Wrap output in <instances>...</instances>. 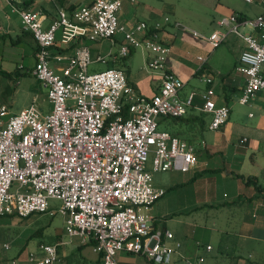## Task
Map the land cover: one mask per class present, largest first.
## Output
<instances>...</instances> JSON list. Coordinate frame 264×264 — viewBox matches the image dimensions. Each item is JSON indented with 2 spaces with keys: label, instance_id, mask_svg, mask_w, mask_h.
I'll list each match as a JSON object with an SVG mask.
<instances>
[{
  "label": "built area",
  "instance_id": "2783aa9c",
  "mask_svg": "<svg viewBox=\"0 0 264 264\" xmlns=\"http://www.w3.org/2000/svg\"><path fill=\"white\" fill-rule=\"evenodd\" d=\"M17 1L7 0L37 44L33 74L46 89L52 110L42 114L32 104L6 119L8 108H0V216L53 215L50 201H59L65 234L83 244L94 242L103 264H116L120 251L142 255L153 264H168L180 243L169 245L173 234L153 231L150 226L151 209L165 190L155 188L147 163L153 155V172H188L196 166L194 147L159 130L158 124L160 118L185 116L196 92L180 99L185 84L167 71L170 47L157 34L138 41L126 33L128 44L120 49L123 57L130 47L148 51L147 68L162 75L161 87L151 98L137 95L120 69L89 73L93 60L87 47L67 58L62 75L52 69L50 49L57 43L58 32V44L64 48L80 38L111 40L123 30L117 21L123 0H95L70 13L60 9L48 29H44L41 13L23 10ZM219 24L225 30L204 39L213 48L229 34L243 41L245 48L235 70L245 76L239 102L248 104L264 92V16L232 14ZM145 29V23L136 25L137 31ZM55 59L61 61L65 56L59 54ZM198 60L201 80L211 85L213 76L203 68L205 59ZM95 61L106 63L101 56ZM214 95L209 88L200 96L201 111L212 116L209 129L215 131L228 121L230 108L217 106ZM28 261L61 264L57 245L49 244L41 245L39 256L31 254ZM203 262L199 257L186 264Z\"/></svg>",
  "mask_w": 264,
  "mask_h": 264
},
{
  "label": "crops",
  "instance_id": "0c3cea01",
  "mask_svg": "<svg viewBox=\"0 0 264 264\" xmlns=\"http://www.w3.org/2000/svg\"><path fill=\"white\" fill-rule=\"evenodd\" d=\"M94 1L63 0L62 5H59L56 0H18L17 5L23 10L41 13L44 29H48L57 19L60 9L70 13L71 10L90 5ZM127 1L129 2H125L117 14L118 26L123 30L117 32L111 40L91 41L80 38L73 42L69 48H64L58 44L60 39V32H58L57 43L50 49L52 69L62 75L63 69L68 66L67 58L73 56L78 48L87 47L93 60L88 67L89 73L109 68L120 69L126 72L127 81L137 95L146 98L155 95L161 87L162 75L159 71H151L147 68L146 62L149 56L145 55V50L141 48V54L135 57L133 55L138 48L130 47V53L123 57L120 54V48L126 43V33H131L133 37L141 36V39L147 35L157 34L163 42L160 37L164 32V29H161L162 18L165 14L163 3L168 0H156L161 4H156L152 0ZM202 2L210 5L211 9L216 12L218 21H215V24L220 28L213 29L210 33L204 32L205 35L209 36L214 31L225 30V27L220 26V20L232 14L237 15L220 0H202ZM9 7L12 9L7 0H0V39H2L0 43L6 49L11 45L28 42V45L31 46L29 54L35 65L37 44L31 33L23 29L20 15L13 9L14 15L9 13ZM239 16L247 17L242 14ZM166 21L165 17L164 22ZM139 23H145L148 29H145V32L137 31L136 25ZM180 36L183 40L194 45L189 51L193 57L186 59L182 54H171L166 61L167 71L188 83L193 77H201L202 72L198 71L201 65L198 57L207 53L203 68L213 76V82L211 85H207L200 79L205 85V90L202 93L212 88L215 92L213 97L215 104L228 106L230 113L234 111L241 123L232 120L230 116L221 128L215 131L210 130L209 124L212 116L201 111L203 101L200 95L202 93L199 98L195 97L193 107L188 110L185 116L158 120V124L161 123L165 128L162 131H167L194 147L198 163L188 172L179 170L155 172L159 176L154 186L157 189L165 190L163 198H166L153 205L150 212V226L153 231H170L174 238L168 241L169 245L175 246L176 243H180V247L177 248L168 264L196 262L199 257L204 258L202 264H207L209 260L212 261V264H219V261L224 259L222 257H226V261H229L228 264H264V92L258 93L248 104L239 102L245 85V76L237 72L235 67L245 46L237 36L229 34L231 49L228 52L225 49L224 51L220 50L219 47L222 44L213 48L204 38L196 37L190 32H180ZM15 48L20 49L17 46ZM59 54L65 56V59L57 61L55 57ZM99 56L104 57L106 63L96 62L95 59ZM4 57H0V74L5 73L11 77L13 74L8 71L11 69V65L3 62ZM6 59L10 61L8 57ZM22 69L24 70L22 71ZM132 69L135 73L131 72ZM13 73L16 76L27 73L36 77L33 74V69H29L24 63L16 65V70ZM131 75L132 80L130 79ZM38 85L32 84L28 88H21L17 93L20 95L25 91L29 95L28 100L22 104L23 109L35 104L42 114H48L52 110V105L40 81H38ZM195 90V88H190L188 91L179 93L180 99L185 100L191 92H196ZM235 97L238 98V104L229 105ZM197 117H203L206 122L201 133H198L199 130L195 126L198 124ZM207 131L213 132V134L206 135ZM244 139L246 140L243 141ZM202 150L206 157L212 158L211 162L200 160V157H203L200 153ZM152 158L153 155L150 156V161L147 163V170L151 171ZM202 170L210 171L212 174L218 173L217 177H221L222 186L226 182L228 187L232 185L234 191L229 195L227 193L222 195L220 191H217L214 196L213 193L208 194V190H197L196 186L199 185L197 181L204 177ZM169 190L171 193L167 195ZM211 190L214 191L212 188ZM187 196H191V198L189 199ZM184 214H192L189 222L179 220V215ZM3 218L5 217L0 216V264H12L13 262L29 264V256L31 254L39 256L40 246L44 243H40L39 239L35 237L38 243L34 248L25 252L24 247H20L16 255H11L9 253L12 249L11 246L1 242L6 238L8 229L13 225L4 221ZM169 222H172L175 227L185 225L193 228L190 231L191 238H188V232L171 230L168 227ZM201 227L209 233L211 237L209 243H205V240L199 242L192 238ZM14 233L17 234L18 231L15 230ZM58 233H61L62 236L59 242L54 245H57L61 264H65V258L77 250L89 261L94 262L100 258L101 254L96 250L94 242L83 244L78 238H73L69 242L64 238L66 235L64 229ZM74 239H78L79 242L73 241ZM223 240L225 253L221 254L218 250L223 244ZM208 246L211 247V251H207ZM115 259L116 264H152L146 257L126 251L118 252Z\"/></svg>",
  "mask_w": 264,
  "mask_h": 264
},
{
  "label": "rangeland",
  "instance_id": "374dc122",
  "mask_svg": "<svg viewBox=\"0 0 264 264\" xmlns=\"http://www.w3.org/2000/svg\"><path fill=\"white\" fill-rule=\"evenodd\" d=\"M152 1L155 2L156 4H161V3H158L156 0H152ZM220 1L222 3H226L232 9V11L237 15L242 14L250 18H255L259 15L264 16V0H251V1L220 0ZM125 2H129V1L123 0L122 5H124ZM163 6H164L165 14L162 18L163 25H161L162 26L161 29H164V32L162 36L160 37H162L163 43L167 44L170 47L169 56L171 54L173 55L174 53H179V54H182V56L186 59H190L191 57H193V54H191L189 51H191L190 48L194 47V45L189 43V41L183 40L180 36V32L181 33L190 32L192 34L193 32H196L199 35L196 37L204 38V37H208V35H205L204 32L210 33L213 29H220L215 24V21H218V16L216 12H214L211 9L210 5L202 2V0H168L166 3H163ZM8 12L11 14L13 13L10 7L8 8ZM16 16H18V14H16ZM165 17L167 18L166 22H164ZM241 31L247 32L248 30L241 29ZM141 32H145V30ZM134 37L138 41L143 40L140 38L141 36L139 37L138 35H135ZM1 40L2 39H0V42ZM29 44H32V43H29ZM127 44L128 42L126 41L124 45H127ZM16 46L20 47V49L15 48ZM219 48L222 51H224L225 49L228 52V50L231 49L230 37H228L226 41ZM30 49H31V46L28 45V42L11 45L10 47H6V49H4L3 45L0 43V57L5 56L3 59V62L8 65L10 63L11 69H9L8 71L10 73L12 72L13 74L11 77L5 75V73L0 74V107L4 105L8 108L9 114L6 117V119H8L11 115L18 114L23 109L22 104L25 103L29 98V95L26 94L25 91L21 93L20 95H18L17 91L20 90L21 88H28V86L32 84L39 86L36 77H34L32 74L26 73L25 75L22 74V75L16 76V74L13 73L16 70V65H20L23 63L29 69L34 68L31 55L29 54ZM144 52H145V55L148 57L149 56L148 51L145 50ZM140 54H141V48H138L136 49L133 56L136 57ZM226 55L230 57L228 53H226ZM207 56H208L207 53L202 54L203 58ZM7 57L9 58L10 61L6 59ZM23 70L24 69H22V71ZM131 72L135 73L133 69ZM124 73L127 76L126 72ZM130 79L132 80V75L130 76ZM200 79L201 77H193L189 80L188 83H185V81L181 79L185 85L183 89L180 90V93H182L183 91L185 92L186 90L188 91L190 88H195L196 89L195 91L197 93L196 98H199L200 93H202V91L205 90V85L200 81ZM19 83L21 84L19 85ZM45 92H46V89H45ZM237 99L238 98L236 97L233 98L232 101L229 103V105L238 104ZM230 116L232 120L241 123V120L237 119V116L234 111L230 113ZM159 130H165V128L163 127L161 123L159 124ZM211 134H213V132L207 131L206 133V135H211ZM200 153L203 156V157H200V160H203V161L209 160L210 162L212 161L211 157L205 156L203 150ZM149 161H150V158H149ZM151 173L153 176V184L155 185V182L158 181L159 174L153 171H151ZM202 173L204 177L202 176L203 179L200 178L197 181V183L199 184L198 186H196L197 190H208V194L213 193V195L217 191H220L222 195L223 193H227V195H229V193H232L234 191L232 185H229L228 187V183L226 182L224 183V186H222L221 177H217L218 173L212 174L210 171L208 172L203 171ZM211 188L214 191H212ZM169 193H171V190H169L166 194L168 195ZM165 198L162 197V199H159L158 201L161 202L165 200ZM187 198L190 199L191 196H187ZM50 203H51V209L55 210V213L53 215H50V214L33 215L27 218L26 220L19 218L17 216L3 218L4 221L9 222L13 225V227H10L8 229V232L5 236L6 238L1 242L2 244L4 242L11 246L12 249L9 252L11 255H16L20 247H24L25 252H27L28 249L30 250L37 245L38 240L35 237L33 238L32 234L39 225L50 223V226L45 229V233H55V232L58 233L64 229V218L58 212L60 202L51 200ZM191 215H187V214L179 215V218H180L179 220L181 222H189ZM31 224H34V225H31ZM168 227L173 231H176L177 229L178 231H182V233L188 232L187 234L188 238H191L190 231L193 228H191L190 226L187 227L185 225H177L175 227V225H173L172 222H169ZM15 230L18 231L17 234L14 233ZM64 238L68 240L69 242L72 240V238H70L67 235H64ZM192 238H194L195 240L199 242H203V240H205L204 241L205 243H209L211 241V237L209 236V233L205 232V228L203 227L199 228L196 231V234L192 236ZM73 241H76L77 243L79 242L78 239H74ZM222 258L224 259L220 260L219 264L229 263V261H226L227 260L226 257H222ZM207 264H212V261L209 260Z\"/></svg>",
  "mask_w": 264,
  "mask_h": 264
},
{
  "label": "trees",
  "instance_id": "16d2710c",
  "mask_svg": "<svg viewBox=\"0 0 264 264\" xmlns=\"http://www.w3.org/2000/svg\"><path fill=\"white\" fill-rule=\"evenodd\" d=\"M56 2L59 5H62L63 0H56ZM71 9V8H70ZM126 114V111H125ZM197 123L195 124V126L198 128V133L203 132V129L206 125L205 120L203 119V117H197ZM6 217V216H4ZM27 219V218H26ZM50 226V223H45L43 225H39L36 230L34 231L32 237H36L39 239L40 243H44V244H49V245H54L57 244L61 238V233H45V229L47 227ZM221 254L225 253L224 250V240H223V244H221V246L219 247L218 250ZM228 253V252H227ZM102 255H100V258L94 262L87 260V258H85L81 252L79 250L75 251L74 253L68 255L65 258V264H103L102 261ZM152 263V262H151ZM153 264V263H152Z\"/></svg>",
  "mask_w": 264,
  "mask_h": 264
}]
</instances>
